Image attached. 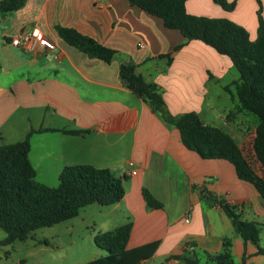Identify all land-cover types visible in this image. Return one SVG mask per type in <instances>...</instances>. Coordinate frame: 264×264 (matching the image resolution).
Wrapping results in <instances>:
<instances>
[{"label": "crops", "instance_id": "crops-1", "mask_svg": "<svg viewBox=\"0 0 264 264\" xmlns=\"http://www.w3.org/2000/svg\"><path fill=\"white\" fill-rule=\"evenodd\" d=\"M227 1L237 3L233 11L213 0H187L186 8L193 16L254 28L258 0ZM62 28L76 29L115 50L116 57L110 63L91 58L61 37ZM35 30L56 49L31 53L11 45L14 37ZM254 33L251 39L257 40ZM128 63L160 88L173 116L194 113L233 139L237 135L240 145L255 132L259 119L243 109L237 95L239 71L211 46L187 41L127 0H27L12 14L0 13V145L34 131L30 160L36 180L48 187L59 186L66 167L81 164L122 178L126 195L110 206L109 225L101 232L132 221L129 248L159 242L143 264H188L171 259L175 255L206 263L208 255L223 252L226 240L235 264H264V254L236 233L213 201L236 206L243 219L257 222L264 248L262 195L228 160H206L188 149L179 127L124 85L120 68ZM71 130L80 134L65 132ZM144 190L163 209H151Z\"/></svg>", "mask_w": 264, "mask_h": 264}, {"label": "trees", "instance_id": "trees-1", "mask_svg": "<svg viewBox=\"0 0 264 264\" xmlns=\"http://www.w3.org/2000/svg\"><path fill=\"white\" fill-rule=\"evenodd\" d=\"M26 1L2 0L0 13L12 14L23 8ZM127 1L162 19L167 29L179 30L187 41H201L219 54L232 59L242 81L237 88L238 98L243 109L259 119L255 132L244 145L237 143L226 130L208 126L194 113L180 116L170 114L160 88L138 73L134 64H123L120 74L127 88L146 97L167 122L179 127L182 141L188 149L206 160H228L235 166L240 179L254 185L264 198V18L261 2L258 0L261 8L258 38L252 40L244 27L229 19L190 15L186 8L187 0ZM213 1L226 11L234 10L237 5L235 1ZM60 32L66 42L91 58L110 63L116 57L115 50L99 44L76 29L62 28ZM183 46L184 44L178 45L176 50ZM65 132L80 134L73 130ZM33 133L34 131L28 133L22 141L0 145V228L7 234L1 242L3 245L17 240L25 241L40 228H51L74 219L88 205H116L126 195L122 178L116 177L108 168L100 169L90 164L66 167L59 176L58 187L52 188L39 183L30 160ZM144 198L151 209H163V204L150 191L144 190ZM213 201L233 221L236 233L248 243L255 244L259 254H264V248L260 247L261 226L257 222L243 219L236 206L223 200ZM133 226V222L129 221L114 231L97 234L94 242L107 254L84 264H143L151 258L159 242L129 248ZM230 245V241L226 240L223 252L208 255L206 263L196 258H182L180 255L172 256L171 259L184 260L188 264H235Z\"/></svg>", "mask_w": 264, "mask_h": 264}, {"label": "rangeland", "instance_id": "rangeland-1", "mask_svg": "<svg viewBox=\"0 0 264 264\" xmlns=\"http://www.w3.org/2000/svg\"><path fill=\"white\" fill-rule=\"evenodd\" d=\"M261 5L264 18V4L261 3ZM260 9L259 2H257L255 15L258 21ZM257 25L255 21L254 28H245L251 38L255 36L251 34L253 30L258 35ZM233 136L237 142V135L233 134ZM17 137L20 140L25 139ZM110 209V206L88 205L74 219L66 220L51 228H40L33 232L27 240H17L8 245L1 243L7 234L0 228V264H84L99 256H104L107 252L98 248L94 239L104 230L103 228L109 225L106 220L111 216ZM120 218L122 217L118 215L116 219L121 220Z\"/></svg>", "mask_w": 264, "mask_h": 264}, {"label": "built area", "instance_id": "built-area-1", "mask_svg": "<svg viewBox=\"0 0 264 264\" xmlns=\"http://www.w3.org/2000/svg\"><path fill=\"white\" fill-rule=\"evenodd\" d=\"M11 45L31 53L37 52L40 48L53 51L56 49L54 42L39 30L25 32L14 37Z\"/></svg>", "mask_w": 264, "mask_h": 264}]
</instances>
